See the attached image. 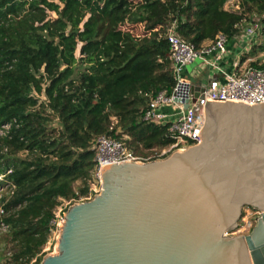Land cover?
Returning a JSON list of instances; mask_svg holds the SVG:
<instances>
[{
    "label": "trees",
    "instance_id": "obj_1",
    "mask_svg": "<svg viewBox=\"0 0 264 264\" xmlns=\"http://www.w3.org/2000/svg\"><path fill=\"white\" fill-rule=\"evenodd\" d=\"M229 1L0 0V129L10 125L0 134V264L42 262L61 200L91 193L98 136L144 158L175 143L168 125L144 119L177 83L169 29L196 48L255 17L264 31V0Z\"/></svg>",
    "mask_w": 264,
    "mask_h": 264
},
{
    "label": "water",
    "instance_id": "obj_2",
    "mask_svg": "<svg viewBox=\"0 0 264 264\" xmlns=\"http://www.w3.org/2000/svg\"><path fill=\"white\" fill-rule=\"evenodd\" d=\"M198 138L165 157L104 165L100 190L67 208L56 252L40 264H264V104H209ZM246 205L262 214L233 234Z\"/></svg>",
    "mask_w": 264,
    "mask_h": 264
},
{
    "label": "built area",
    "instance_id": "obj_3",
    "mask_svg": "<svg viewBox=\"0 0 264 264\" xmlns=\"http://www.w3.org/2000/svg\"><path fill=\"white\" fill-rule=\"evenodd\" d=\"M246 34L250 36L264 35L263 23L255 20L246 27ZM168 40L170 42V52L172 69L177 81L173 92L169 95L161 91L150 100L144 119L156 124L168 125L170 135L175 139V143L170 146V150L183 148L187 145L200 142L198 138L204 123L205 109L211 103L216 102H241L248 105L264 104V50L253 58H246L235 63L231 71L227 70L224 61L229 54L227 46L228 36L219 33L215 40L205 43L200 48L185 41L176 31L174 23L169 29ZM200 58L202 63L197 64L190 72L193 77H200L199 71L208 68L219 76L211 77L208 84L202 86L197 80L185 76L184 72L188 64ZM254 62V63H252ZM199 87V96L193 101L191 87ZM188 102L189 106L185 107ZM0 129V134H4V129L10 125H5ZM96 166L93 171V179L100 180L99 172L102 167L111 162H125L142 160L145 158L137 156L127 145L110 135H100L96 139L95 145ZM5 175H0V183ZM6 185L0 184V192L6 189ZM96 185L93 184L91 193L84 201L91 199L97 193ZM2 193H0V199ZM72 201L60 204L55 211V217L51 220L52 232L59 230V225L63 221V214ZM77 202V201H76ZM73 204V203H72ZM65 209V210H64ZM64 210V212H62ZM3 213V210L0 211ZM6 223L0 224V230H8ZM44 252L46 251L43 250Z\"/></svg>",
    "mask_w": 264,
    "mask_h": 264
},
{
    "label": "rangeland",
    "instance_id": "obj_4",
    "mask_svg": "<svg viewBox=\"0 0 264 264\" xmlns=\"http://www.w3.org/2000/svg\"><path fill=\"white\" fill-rule=\"evenodd\" d=\"M237 1L238 0H230L229 1V5H230L229 8L230 9H235ZM255 20H260V17L259 18L255 17ZM142 30H143V28L140 27V28L136 29V32L141 34L143 32ZM211 73L213 74V72L209 71L207 73L208 75H206V76L210 77ZM44 99L45 98L43 96H41V100H44ZM51 117H52V123L51 124L53 125V127L58 129L59 128L58 119L56 117H54V116H51ZM169 148H170V146L166 147L164 149H160V150H157V149L155 150L154 149V150H152L150 152L149 151H145L146 153H149L148 156L145 159L149 160V159H152L154 157L161 158L162 155L174 150V149L170 150ZM183 148H185V147H183ZM26 154H27V152H21V153H19V156L20 157H25ZM141 158H144V157H141ZM77 184H75V185H77ZM93 184L96 185V189L99 191L100 188H101L100 180H97V179L94 180L93 179L92 186H93ZM4 192H5V190H3L0 193L3 194ZM67 201H69V200L62 199L60 204H64L65 205ZM64 210L62 212H64ZM261 214H262V212H261V209H259V208H256V207H253V206H250V205L244 206V208H243V216L241 217V219L239 221V228L237 229V231H234L233 234H249L251 232V230L253 229V227L255 226V224L257 223L258 217H260ZM58 234H59V230L53 232V234L51 235V239H50L49 243L44 248V250L46 249V251H45L46 253L56 252L55 244H56V239L58 237ZM0 242H1L0 244H2V245L6 244V239H5V237H4V235L2 233L0 234ZM7 245L8 246H12V244H9V243H7ZM33 263H31V264H33Z\"/></svg>",
    "mask_w": 264,
    "mask_h": 264
},
{
    "label": "crops",
    "instance_id": "obj_5",
    "mask_svg": "<svg viewBox=\"0 0 264 264\" xmlns=\"http://www.w3.org/2000/svg\"><path fill=\"white\" fill-rule=\"evenodd\" d=\"M250 24V23H249ZM243 25L241 31L239 34L235 35L232 38H229L227 46L229 49V54L226 57L224 64L227 67L228 71H231L233 67L235 66V63L241 60H244L246 58H253L256 55H258L259 52L263 51L264 49L262 46L264 45V35L259 36H250L246 34V27L249 25ZM264 32V31H263ZM254 63V62H252ZM212 70L208 68H204L201 71H199V75L206 76L207 73ZM185 76L191 78L193 81L197 80V76L193 77L192 74L186 69L184 72ZM219 76L217 73L213 72V74H210V77Z\"/></svg>",
    "mask_w": 264,
    "mask_h": 264
}]
</instances>
